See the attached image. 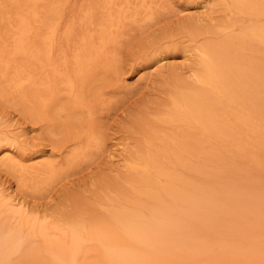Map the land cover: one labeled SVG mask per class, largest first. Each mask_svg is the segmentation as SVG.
<instances>
[{"label": "rangeland", "instance_id": "374dc122", "mask_svg": "<svg viewBox=\"0 0 264 264\" xmlns=\"http://www.w3.org/2000/svg\"><path fill=\"white\" fill-rule=\"evenodd\" d=\"M262 39L264 0H0V264H264Z\"/></svg>", "mask_w": 264, "mask_h": 264}, {"label": "bare ground", "instance_id": "6f19581e", "mask_svg": "<svg viewBox=\"0 0 264 264\" xmlns=\"http://www.w3.org/2000/svg\"><path fill=\"white\" fill-rule=\"evenodd\" d=\"M50 31V30H49ZM48 34V33H47ZM53 32L49 33L47 36L48 39V43L50 40V36H52ZM52 38V37H51ZM46 39V38H45ZM263 40V39H262ZM264 41V40H263ZM45 42V41H43ZM219 47V46H218ZM217 50V48H215ZM226 73L224 71V69H222L219 61H218V56L216 53L214 54H209L208 53V49H204V54H203V58H202V63H201V72H200V80L203 83H207V84H213V83H218L220 81H222L225 77H226ZM201 90V89H200ZM20 229V228H19ZM23 230V229H22ZM2 230L0 229V232ZM18 231V230H17ZM16 231V232H17ZM21 231V230H20ZM11 235V234H10ZM19 236V234H18ZM15 236H13L12 238L9 239L10 242ZM8 238V237H7ZM17 238V237H16ZM6 239V238H5ZM18 239V238H17ZM4 240V239H3ZM187 240V239H186ZM190 241V240H189ZM1 244H4V241L0 242ZM41 243V242H40ZM110 243V242H109ZM6 244V243H5ZM105 244V243H104ZM8 245V244H6ZM5 245V246H6ZM10 246V245H9ZM44 251V250H43ZM233 251V250H232ZM92 257V256H91ZM120 257V256H119ZM216 260V258H215ZM105 262V260H104Z\"/></svg>", "mask_w": 264, "mask_h": 264}]
</instances>
